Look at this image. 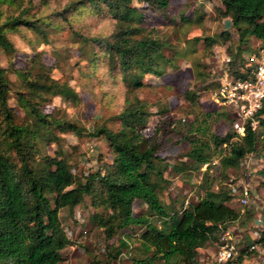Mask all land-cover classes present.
I'll use <instances>...</instances> for the list:
<instances>
[{"label": "trees", "instance_id": "trees-1", "mask_svg": "<svg viewBox=\"0 0 264 264\" xmlns=\"http://www.w3.org/2000/svg\"><path fill=\"white\" fill-rule=\"evenodd\" d=\"M52 1L0 0V47L12 57L16 49L11 33L27 30L34 35L30 41L37 45V40L48 44L51 35L67 30L91 70L88 74L97 76L105 65L110 82L120 78L118 82L126 85V99L119 112L91 133L107 143L110 161H101L88 174L77 173L58 132L80 134L84 128L66 116L43 111L56 96L76 102L75 89L52 76L40 51L23 67L0 64V264H60L64 250L72 244L62 215H72L87 194L99 200L102 211L95 212L92 221L107 238L118 236L122 246L131 250L138 241L149 252L132 254L130 264H201L200 249L210 247L223 228L243 216L252 218L253 209L247 205L242 212L239 194L223 185L214 189L208 165L201 185L204 194L177 210L160 197L163 183H167L164 174L171 166L188 175L201 171L219 153L223 170L237 168L250 153L264 157V119L256 130L247 123L245 135L239 136L233 130L234 112L226 105L216 110L199 107L185 123L161 117L167 111L162 108L155 133L148 136L149 103L137 91L147 84V76H163L171 65L163 52L167 44L161 31L149 24L152 15L167 11L170 0H68L64 4L56 0L55 7ZM219 1L224 6L222 14L237 34L238 49L231 55L229 71L234 78H243L246 75L236 69L235 57H241V46L251 38L259 41L258 50L264 49V0ZM85 14L110 18L113 29L108 35L83 31L80 21ZM10 71L15 81L9 77ZM12 95L26 107L20 110L12 105ZM187 97L193 105L199 104L196 93L188 91ZM18 111L26 125L17 122ZM117 121L120 126L112 128L110 124ZM228 122L231 129L216 131L217 125L226 127ZM172 132L178 134L177 144H187L183 154L187 161L174 165L159 149ZM53 143L57 149L51 154L48 147ZM258 174L264 186V168ZM222 175L228 178L224 171ZM135 202L145 206V211L135 213ZM134 227L142 232L125 235V230ZM255 243L264 249V230ZM248 248L240 250L234 263H243ZM118 253L109 252L106 264Z\"/></svg>", "mask_w": 264, "mask_h": 264}, {"label": "rangeland", "instance_id": "rangeland-1", "mask_svg": "<svg viewBox=\"0 0 264 264\" xmlns=\"http://www.w3.org/2000/svg\"><path fill=\"white\" fill-rule=\"evenodd\" d=\"M59 1L64 4L68 0ZM56 3V0H53L52 6L55 7ZM137 5L145 6L142 3ZM223 10L224 6L219 0H170L168 9L163 14L152 15L149 9L146 10L147 14L153 16L149 24L161 31L162 39L167 44L163 49L164 54L172 61L171 65L166 67V73L163 76H147V84L137 91L138 96L149 103L147 109L150 112V128L146 130L148 136L155 133V126L162 108L167 111L162 113L161 117L181 119L182 123L191 119V112H197L199 107L203 110L220 108L221 105L215 101V97L222 76L227 69H230V61L238 49L236 31L231 27L230 19L222 14ZM80 25L85 32L101 35H108L113 29L110 18L96 17L91 14L82 16ZM9 36L16 51L10 57L0 47V64L3 67L9 68L11 65L23 67L27 64L29 57L40 51L43 60L52 69V76L68 82L77 93L76 102L56 96L43 107L44 112L55 113L57 117L66 116L84 128L80 134L58 132L63 139L62 148L74 165L73 171L88 174L97 170L101 161H110L107 143L91 133L97 125L121 110L125 104L126 85L118 82L120 78L117 82H110L105 65L97 71V76L88 74L91 70L87 68L85 60L80 58L67 30L51 35L48 44L39 39L37 40L39 43L34 45L35 41L32 42L29 39L34 35L27 30L11 33ZM259 45L258 40L251 38L247 45L241 46V57L245 60L247 56L257 52ZM241 57H235L234 65L243 61ZM227 72L230 71L227 70ZM9 77L13 81L16 80L15 74L11 71ZM206 85H209L208 89L204 88ZM188 91L196 93L198 105L192 104L187 97ZM10 102L20 110L26 107L24 102L16 100L13 95ZM18 115L17 122L26 125L23 114L18 111ZM110 125L115 129L120 126V122H112ZM228 128H232L229 122L226 127L219 128L217 125L216 131L224 133ZM177 139L178 134L172 132L159 146L160 154L165 156L171 165L187 161L183 156L187 144H177ZM56 149V143L48 147L51 154H54ZM261 161L263 160L258 158L254 168L240 165L237 168L223 170L219 153L208 164L209 168L203 166L201 171L193 170L190 175L171 166L164 174L167 183H163L165 188L160 192V197L165 205L183 210L204 194L205 190L201 185L206 176L204 171L208 168L214 189L217 190L223 185L232 192V186L239 190L236 184L241 185L244 182L249 185V188L257 190L258 197L264 203V187L259 186L261 177L258 174V171L262 169ZM223 171L228 178L223 177ZM241 191L242 188L237 193ZM98 201L94 194H87L72 215L68 212L63 213V222L72 244L64 250V259L60 264H106L109 252L115 255L119 252L117 257L112 259L111 264H130L132 254H149L144 245L138 241L133 242L132 250L127 249L122 246L118 236L107 238L103 230L95 226L92 216L95 212L102 211ZM257 205L259 202L256 203ZM145 209V206L139 202L133 204L135 213ZM156 222L160 223V221ZM244 228L239 227V230H235L236 235H243ZM131 231L138 236L142 229L134 227L125 230L124 233L128 235ZM120 237L124 239L123 235ZM216 252V241L210 247L200 249L201 264H210ZM245 260L246 264H264V257L259 258L257 249Z\"/></svg>", "mask_w": 264, "mask_h": 264}, {"label": "built area", "instance_id": "built-area-1", "mask_svg": "<svg viewBox=\"0 0 264 264\" xmlns=\"http://www.w3.org/2000/svg\"><path fill=\"white\" fill-rule=\"evenodd\" d=\"M230 60V59H228ZM236 69L244 73L243 78H234L230 72L222 76L215 101L220 105L230 107L236 118L233 130L239 136L246 133L247 123L256 130L261 119H264V49L250 54L236 65ZM203 166H208L204 164ZM203 168V167H202ZM232 193L238 194V188L232 186ZM240 202L248 203L250 190L243 186ZM259 232H254V239L260 238ZM217 252L210 264H232L240 254V243L235 229L227 226L222 229L216 240ZM255 243L251 250L255 249Z\"/></svg>", "mask_w": 264, "mask_h": 264}, {"label": "crops", "instance_id": "crops-1", "mask_svg": "<svg viewBox=\"0 0 264 264\" xmlns=\"http://www.w3.org/2000/svg\"><path fill=\"white\" fill-rule=\"evenodd\" d=\"M227 70H229V69H227ZM258 158L263 160V161H261V163H262V167L261 168H264V157L261 156V155L258 156L255 153L248 154L242 160L240 165H243L245 167H253L254 168ZM236 185L239 187V190H240V188H243V186H246V187L249 188V185H247V183H244V182L241 185H239V184H236ZM259 186L260 187H264V186H261L260 184H259ZM249 190H250V194H249V197H248V203L246 205H242V203L240 202V204L243 207L241 209V211L243 212L245 210L246 206L250 204L251 208L253 209L254 216L252 218H250V219H247V217L243 216L241 221H237V222H235V223L230 225L235 230H239V227H245L243 229L244 230L243 231L244 234L243 235H240V234L237 235V236H239L238 239H239V243H240V248L241 249L246 247V246H249L247 254L245 255V258H244V261H243L242 264H246V260L245 259L247 257H249V255L251 256L254 253L253 252V253L250 254L251 251L254 250L256 252V249L258 250L259 258L260 257L261 258L264 257V249L260 245L255 243L256 239H254V232H259L260 235H261V232L264 230V207H263L264 203H263L262 199L260 197H258L257 190H255V188H252V189L249 188ZM241 197H242V195H240L238 201H240ZM259 199H261V200H259ZM257 202H259V205L256 206ZM256 207H258V208H256ZM254 243L256 245V248L251 250V246Z\"/></svg>", "mask_w": 264, "mask_h": 264}]
</instances>
